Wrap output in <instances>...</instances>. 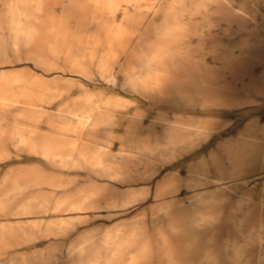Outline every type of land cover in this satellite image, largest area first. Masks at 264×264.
Returning <instances> with one entry per match:
<instances>
[{"label": "clouds", "instance_id": "9594fccd", "mask_svg": "<svg viewBox=\"0 0 264 264\" xmlns=\"http://www.w3.org/2000/svg\"><path fill=\"white\" fill-rule=\"evenodd\" d=\"M26 7L34 24L0 29V264H187L169 227L177 182L152 183L168 161L142 118L158 69L196 47L185 21L193 6ZM89 20L102 29L87 32Z\"/></svg>", "mask_w": 264, "mask_h": 264}, {"label": "rangeland", "instance_id": "374dc122", "mask_svg": "<svg viewBox=\"0 0 264 264\" xmlns=\"http://www.w3.org/2000/svg\"><path fill=\"white\" fill-rule=\"evenodd\" d=\"M33 2L0 0V29L34 24L26 7ZM185 2L193 6L185 21L197 34L196 47L158 69L142 118L157 157L168 161L156 167L152 183L177 182L169 227L190 257L187 264H213L205 254L214 237L220 264H264V0ZM122 16L117 11L112 19ZM86 23L89 33L103 27ZM214 167L223 182H215L221 176ZM223 187L226 198L213 200ZM227 239L230 254L237 251L232 256Z\"/></svg>", "mask_w": 264, "mask_h": 264}, {"label": "bare ground", "instance_id": "6f19581e", "mask_svg": "<svg viewBox=\"0 0 264 264\" xmlns=\"http://www.w3.org/2000/svg\"><path fill=\"white\" fill-rule=\"evenodd\" d=\"M214 172H216L219 176H221V177H218V178L215 177L216 178V179L214 178L215 179V182H217V183H219L221 181L223 182L224 178H222V173H221L220 169L217 168V167H214ZM227 190H228V187H223L216 194H214V196H213L212 199L213 200H216V201H223L226 198V196H227ZM214 239H215V237L213 238V240L211 239L213 247L212 248H209L208 250H206L205 257H211L213 264H220V260H219V257H220L219 256V250L217 248V244L214 241ZM225 243H226L225 244V246H226L225 247V250L228 251V252H226V254L232 256L235 252H237L235 250V251H233L234 253H231L230 254V252H229V248H230V241H229V239H227L225 241Z\"/></svg>", "mask_w": 264, "mask_h": 264}]
</instances>
